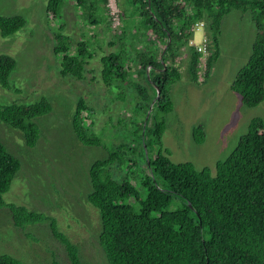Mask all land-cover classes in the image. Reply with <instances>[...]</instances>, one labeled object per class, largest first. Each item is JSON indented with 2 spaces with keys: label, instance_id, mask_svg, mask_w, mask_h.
Listing matches in <instances>:
<instances>
[{
  "label": "trees",
  "instance_id": "obj_1",
  "mask_svg": "<svg viewBox=\"0 0 264 264\" xmlns=\"http://www.w3.org/2000/svg\"><path fill=\"white\" fill-rule=\"evenodd\" d=\"M122 26L112 30L107 0H48L46 17L54 25V54L60 57L62 78L85 81L87 67L108 43L117 49L100 55L101 79L107 88L133 75L147 80L150 93L133 85L143 101L144 121L132 133L136 146L120 144L90 169L92 191L88 202L102 220L99 243L109 264H264V120L253 119L236 149L216 165L198 170L192 162L174 163L164 148L167 115L174 110L172 84L182 78L177 59L187 53L190 79L199 82L202 54L189 45L195 24L204 21L210 40L205 79L220 57V37L232 11L251 12L257 29L252 55L231 85L248 108L264 102V0H119ZM72 5L82 24L79 39L68 32L65 8ZM27 24L22 16H0V34L8 38ZM88 29V30H87ZM87 32H91L89 36ZM184 49V50H183ZM103 53V52H102ZM17 60L0 55V85L11 91ZM157 88V89H156ZM160 96L157 98V91ZM153 104L152 110L150 108ZM53 111L43 98L32 104L0 105V121L20 131L28 147H35L41 130L35 119ZM96 110L80 98L73 129L87 146H102L94 129ZM151 128H148V125ZM155 150L150 154L147 136ZM196 143L206 133L193 131ZM22 163L0 137V209L11 214L19 229L47 223L64 246L70 264H85L77 245L56 222L25 206L4 200ZM120 175V177H119ZM122 175V176H121ZM176 202V203H174ZM59 264L58 261H54ZM0 264H24L0 255Z\"/></svg>",
  "mask_w": 264,
  "mask_h": 264
},
{
  "label": "rangeland",
  "instance_id": "obj_2",
  "mask_svg": "<svg viewBox=\"0 0 264 264\" xmlns=\"http://www.w3.org/2000/svg\"><path fill=\"white\" fill-rule=\"evenodd\" d=\"M47 3L48 0H0V16H22L27 22L14 36L3 38L0 34V55L15 57L18 65L11 79V91L0 85V105L32 104L46 98L53 106L50 114L35 119L41 137L33 148L27 146L20 131L0 121L3 143L22 163L4 200L52 218L78 246L85 264H109L99 243L101 215L88 202L92 191L90 169L94 162L108 157V149L120 144L137 145L132 131L145 117L142 110L137 113L143 101L133 85L140 83L149 93L152 90L147 80L134 71L112 89L104 85L100 55L117 49L108 43L112 32L106 33L103 53L99 51L87 67L91 71L85 81L62 78L61 59L54 54V25L46 17ZM65 15L66 33L79 39L82 24L72 5L66 6ZM87 34L90 36L91 32ZM207 35L206 28L198 29L192 40L201 44ZM256 36L251 12L232 11L226 16L220 57L209 79L205 75L199 78L202 84L190 79L187 53L177 59L182 78L170 87L174 110L167 115L163 135L164 148L170 151L174 163L192 162L198 170L209 168L216 173L217 163L236 149L250 122L256 118L264 120V102L248 108L231 88L252 55ZM80 98L96 110L94 129L102 146L84 145L74 132L73 117ZM196 127L206 133L203 144L194 140ZM147 140L152 154L155 147L150 135ZM0 255H11L24 264H55V260L70 264L65 246L54 237L47 223L19 229L5 208L0 209Z\"/></svg>",
  "mask_w": 264,
  "mask_h": 264
},
{
  "label": "built area",
  "instance_id": "obj_3",
  "mask_svg": "<svg viewBox=\"0 0 264 264\" xmlns=\"http://www.w3.org/2000/svg\"><path fill=\"white\" fill-rule=\"evenodd\" d=\"M106 5L108 8V14H109L110 22L112 25V30L116 31L122 26V23H123L121 5L119 3V0H107ZM205 26H206V23L204 21H200L195 24L194 31L198 29H204ZM190 45L194 46L197 49V51L202 54L200 58V66L201 68L202 66H204L203 68L204 73L201 72L200 77H199V78H202V76L205 75V70L207 66V58H208L210 40L206 36L201 44H196L194 40H191Z\"/></svg>",
  "mask_w": 264,
  "mask_h": 264
},
{
  "label": "water",
  "instance_id": "obj_4",
  "mask_svg": "<svg viewBox=\"0 0 264 264\" xmlns=\"http://www.w3.org/2000/svg\"><path fill=\"white\" fill-rule=\"evenodd\" d=\"M157 89V88H156ZM159 96H160V91L158 90L157 91V98H159ZM152 107H153V104H152V106H151V108H150V111H149V113L151 112V110H152Z\"/></svg>",
  "mask_w": 264,
  "mask_h": 264
},
{
  "label": "clouds",
  "instance_id": "obj_5",
  "mask_svg": "<svg viewBox=\"0 0 264 264\" xmlns=\"http://www.w3.org/2000/svg\"><path fill=\"white\" fill-rule=\"evenodd\" d=\"M205 28H206V26H205ZM196 31H194V33H195ZM207 37H208V35H207ZM195 42V41H194ZM192 46V45H191ZM208 54H209V52H208ZM207 67V66H206ZM200 77V76H199Z\"/></svg>",
  "mask_w": 264,
  "mask_h": 264
},
{
  "label": "crops",
  "instance_id": "obj_6",
  "mask_svg": "<svg viewBox=\"0 0 264 264\" xmlns=\"http://www.w3.org/2000/svg\"><path fill=\"white\" fill-rule=\"evenodd\" d=\"M212 72V71H211ZM211 75V74H210Z\"/></svg>",
  "mask_w": 264,
  "mask_h": 264
},
{
  "label": "bare ground",
  "instance_id": "obj_7",
  "mask_svg": "<svg viewBox=\"0 0 264 264\" xmlns=\"http://www.w3.org/2000/svg\"><path fill=\"white\" fill-rule=\"evenodd\" d=\"M52 216V215H51Z\"/></svg>",
  "mask_w": 264,
  "mask_h": 264
}]
</instances>
